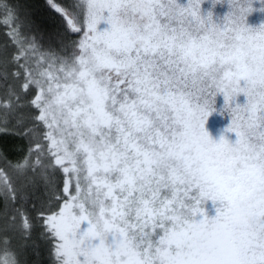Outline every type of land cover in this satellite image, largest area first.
Segmentation results:
<instances>
[{"label": "snow or ice", "instance_id": "6c2138e0", "mask_svg": "<svg viewBox=\"0 0 264 264\" xmlns=\"http://www.w3.org/2000/svg\"><path fill=\"white\" fill-rule=\"evenodd\" d=\"M203 2L46 0L63 27L48 46L14 6L0 18V134L30 142L20 161L0 154V202L52 264H264V25L247 26L264 0L238 23ZM218 94L234 140L205 129ZM236 203L255 225L228 221ZM0 264H21L7 243Z\"/></svg>", "mask_w": 264, "mask_h": 264}, {"label": "trees", "instance_id": "16d2710c", "mask_svg": "<svg viewBox=\"0 0 264 264\" xmlns=\"http://www.w3.org/2000/svg\"><path fill=\"white\" fill-rule=\"evenodd\" d=\"M13 6L18 11L22 22L30 21L39 28L40 33L43 34V43L45 46L56 43L55 33H62L63 27L58 15L55 14L53 10L49 9L46 0H0V18H2L4 13L10 11ZM261 6L259 0L253 4L254 9H259ZM206 10L207 12L211 11L214 20L219 23L229 11V6L225 0L222 4H216L215 7H213L211 3H208ZM247 23L252 27H258L261 23H264V12L258 10L253 11L247 17ZM98 28L100 30L105 29L102 24H100ZM5 31L6 29L0 26V45H3L8 39V37L4 35ZM64 38L66 41H76L80 39V36L72 34L70 36L66 35ZM67 47L72 49L73 45L68 44ZM7 51L8 54L11 55L13 49L9 48ZM9 82L13 83L17 90H19L18 82L13 81L11 77L9 78ZM5 95L6 88L0 84V102L3 101ZM215 101V111L208 117L205 129L213 140L218 141L221 135H224L229 140H234V133H227L225 131L230 124L231 118L227 111H222L224 105L223 95L218 94ZM238 102H244V97L242 95L238 97ZM3 131V129H0V132ZM22 133L23 129H14L13 126L10 125L7 134H0V154H3V156L7 157V159L13 163L20 161L29 150L30 142L23 137ZM0 165L6 166L3 159H0ZM39 194L40 192L36 193V195ZM24 206L30 208V205L26 204ZM204 208L207 215H215V206L212 201H207ZM5 209L4 203L0 202V216L4 214ZM13 213L22 219L19 213ZM32 215L34 217L35 213H32ZM2 236L6 240L5 244L7 243L9 247L19 253L21 264H52V259L49 255V246L40 234V229L38 227L32 230L30 238L27 237L23 230L20 231V233L12 231L8 236L4 234ZM2 246L4 245H1L0 242V247Z\"/></svg>", "mask_w": 264, "mask_h": 264}, {"label": "clouds", "instance_id": "9594fccd", "mask_svg": "<svg viewBox=\"0 0 264 264\" xmlns=\"http://www.w3.org/2000/svg\"><path fill=\"white\" fill-rule=\"evenodd\" d=\"M211 2H212L213 7H215L216 4H222L225 2V0H211ZM226 2L229 6V10L234 11V22L238 23L239 17H240V8L250 6L251 0H226ZM261 25H264V23H261L258 27H260ZM247 26L250 28H258V27H252L248 25V23H247ZM239 193L241 197H244L247 193V187L242 184L239 187ZM207 201H212V200L211 198H208L205 201V204L207 203ZM213 204L215 206V215H216V208L220 206V202L216 201V202H213ZM215 215L214 216L208 215V217L209 219H212L215 217ZM228 221L232 225H235L237 227H246V226H251V225L256 224V220L253 215V210L249 207H246L244 204H241V203H236L231 207L228 213Z\"/></svg>", "mask_w": 264, "mask_h": 264}, {"label": "rangeland", "instance_id": "374dc122", "mask_svg": "<svg viewBox=\"0 0 264 264\" xmlns=\"http://www.w3.org/2000/svg\"><path fill=\"white\" fill-rule=\"evenodd\" d=\"M178 2L182 5H186L187 4V0H178ZM208 3H211V0H204V2L201 4V11H202V14H207V4ZM102 26L103 27H107V25L104 23V22H101ZM74 48V46L72 47V49ZM74 54V53H73ZM0 169H6V166H1L0 165ZM9 175H11V169H8L7 170ZM3 187V184H2V181H0V188ZM5 211H4V214L0 216V220H1V223H0V242H1V245H5V238H3V234L4 235H9L12 231L16 233V231L18 233H20V231L23 230L22 228V219L14 214V210H13V207H12V204H11V201H8L7 202V207H5ZM14 216V219H11V217ZM2 234V235H1ZM24 246V245H23Z\"/></svg>", "mask_w": 264, "mask_h": 264}]
</instances>
